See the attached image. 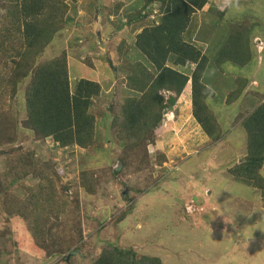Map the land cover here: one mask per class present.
<instances>
[{
    "label": "rangeland",
    "instance_id": "rangeland-1",
    "mask_svg": "<svg viewBox=\"0 0 264 264\" xmlns=\"http://www.w3.org/2000/svg\"><path fill=\"white\" fill-rule=\"evenodd\" d=\"M119 1L124 0H78L79 11L67 16L65 29L40 57L47 60L65 51L71 83L83 77L103 88L99 99L93 100L92 110L95 133L102 130L104 135L87 149L61 150L52 138L41 139L27 128L22 129L24 92L18 88L12 93L10 85L0 90V125L8 123L13 131V124L17 123L18 136L14 134L19 143L15 147L20 146L14 155L1 154L11 147H0V182L3 168L17 155L33 151L35 159L44 163L45 174L55 183L74 182L81 167H91L97 188L92 197H86L73 183L65 193L59 191L58 199H65L69 207L57 219L49 216L41 224L45 233L42 242L34 233L29 210L5 199L15 194L18 201H23L27 197L24 188H36L38 181L27 177L7 185L4 196L0 193V264H90L101 248L109 245L159 256L164 264H264V203L258 190L227 173V168L238 165L246 154L241 119L248 112L237 115L239 102L227 107L215 105L210 99L221 134L212 142L191 119L189 95L183 92L176 112H167V126L157 128L153 148H147L150 158H154V151L164 155L165 172H160L162 167L158 164L141 170L121 168V161L125 160L128 166L131 162L123 156L124 147L119 145L110 125L126 97L122 91L126 59L117 47L122 40L126 45L133 43L137 31L148 26L149 21L143 20L136 28H117L115 20L126 21L123 13L108 19L106 9ZM133 1L126 0L124 4L132 7ZM212 1L219 10L230 3ZM88 2L98 7V13L85 16L83 7ZM232 2L226 21L234 24L243 16L250 21L251 60L244 67L228 63L223 76L212 65L208 72L229 89L233 87L230 80L243 76L249 79L243 93L251 90L264 94V0ZM207 9L208 4L203 11ZM156 12L150 18L157 22L160 14ZM84 17L95 19L96 27L87 24L89 21L81 25ZM197 46L204 48V43ZM87 58L90 65L85 62ZM113 68L115 71L111 72ZM251 97L245 95L246 105L250 99L252 106L263 101L258 96ZM251 108L248 104L246 109ZM11 130L2 136L12 134ZM260 174L264 178V164ZM45 247L62 252L47 256Z\"/></svg>",
    "mask_w": 264,
    "mask_h": 264
},
{
    "label": "trees",
    "instance_id": "trees-1",
    "mask_svg": "<svg viewBox=\"0 0 264 264\" xmlns=\"http://www.w3.org/2000/svg\"><path fill=\"white\" fill-rule=\"evenodd\" d=\"M77 1L0 0V64L3 65L0 68V90L10 85L12 93L18 88L23 91L25 117L21 128H27L41 139L52 138L61 150L87 149L104 135L102 130L97 132L98 135L95 133L96 118L92 110L93 100L99 99L103 93L100 84L83 77L71 83L65 51L40 60L44 50L53 46L54 38L65 29L67 16L79 11ZM125 1L107 7V18L120 16L122 12L126 21L117 19L113 23L120 29L136 28L143 24V20H148L149 25L137 31L133 43L126 45L122 40L117 47L118 53L126 59V76L122 82L126 97L110 125L119 145L124 147L123 156L131 162L128 166L125 160L121 161V168L141 170L158 164L162 167L160 172H165L167 161L164 155L154 151V158H150L147 148H153L154 134L158 132L163 113L176 112L177 100L183 92L189 95L193 119L212 142L221 134L220 125L210 108V99L215 105L227 107L239 102L237 115L248 112L241 119L246 134V154L238 165L227 168V173L258 190L264 203V178L260 174L264 164V94L251 90L243 93L249 83V79L243 76L230 80L233 87L229 89L216 75L211 76L208 72L212 65L218 75L223 76L228 63L244 67L250 62L249 20L243 16L239 22L227 23L232 0L221 10L213 6L212 0H134L132 7L128 8ZM207 4L208 9L203 11ZM94 6L88 2L82 9L84 14L98 13V7ZM156 10L160 14L157 22L150 18ZM84 18L81 25L89 21L87 24L96 27L95 19ZM201 43L204 48L197 46ZM85 62L90 65L88 58ZM113 71L115 68L111 69ZM245 95L247 98L258 96L263 101L252 106L251 99L248 100L252 108L247 110ZM0 126V147H11L1 154L14 155L20 148L19 145L15 147L19 143L15 135L17 123L13 124V131L8 123ZM6 130L13 133L3 137ZM35 157L33 151L19 154L2 169L0 193L3 194L7 185L27 177L38 181L36 188H24L27 197L23 201H18L15 194L5 199L29 210L34 233L43 242L45 233L41 224L49 216L57 219L69 207L65 199H58L59 191L65 193L66 187L73 183L86 197H92L97 194V188L91 167H81L75 183L57 184L45 174L47 169H42L44 163L39 161L40 158ZM53 248L45 247L47 256L61 254V249ZM90 264H164V260L132 248L109 245L101 248Z\"/></svg>",
    "mask_w": 264,
    "mask_h": 264
},
{
    "label": "clouds",
    "instance_id": "clouds-1",
    "mask_svg": "<svg viewBox=\"0 0 264 264\" xmlns=\"http://www.w3.org/2000/svg\"><path fill=\"white\" fill-rule=\"evenodd\" d=\"M250 22V21H249ZM251 26V23H249V27ZM251 39H252V34H251ZM251 39H249V41L251 42V45H252V40ZM161 94L163 95V92H161ZM166 95V94H165ZM190 102V101H189ZM191 105V104H190ZM169 113H170V115H172L173 113L172 112H170L169 111ZM167 112L166 113H163V116H162V120H161V127L162 128H164V127H166L167 125H164V124H168V121L167 120H169V119H167ZM192 116V115H191ZM193 118V117H192ZM195 121V120H194ZM196 123V122H195ZM196 125H197V123H196ZM160 127V128H161ZM199 127V126H198ZM200 128V127H199ZM203 132V131H202ZM241 161V160H240ZM255 190V189H254ZM257 191V190H256Z\"/></svg>",
    "mask_w": 264,
    "mask_h": 264
},
{
    "label": "crops",
    "instance_id": "crops-1",
    "mask_svg": "<svg viewBox=\"0 0 264 264\" xmlns=\"http://www.w3.org/2000/svg\"><path fill=\"white\" fill-rule=\"evenodd\" d=\"M253 13H254V12H253ZM190 117H191V119H193L192 116H191V113H190ZM193 122L195 123L194 119H193ZM195 124H196V123H195Z\"/></svg>",
    "mask_w": 264,
    "mask_h": 264
},
{
    "label": "built area",
    "instance_id": "built-area-1",
    "mask_svg": "<svg viewBox=\"0 0 264 264\" xmlns=\"http://www.w3.org/2000/svg\"><path fill=\"white\" fill-rule=\"evenodd\" d=\"M167 119H169V118H167ZM165 125V124H164Z\"/></svg>",
    "mask_w": 264,
    "mask_h": 264
},
{
    "label": "water",
    "instance_id": "water-1",
    "mask_svg": "<svg viewBox=\"0 0 264 264\" xmlns=\"http://www.w3.org/2000/svg\"><path fill=\"white\" fill-rule=\"evenodd\" d=\"M112 65H110V67H111Z\"/></svg>",
    "mask_w": 264,
    "mask_h": 264
}]
</instances>
